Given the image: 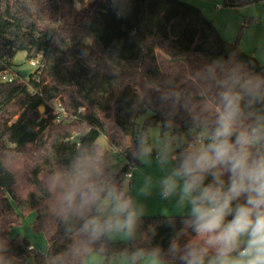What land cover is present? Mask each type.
Here are the masks:
<instances>
[{
	"label": "trees",
	"instance_id": "1",
	"mask_svg": "<svg viewBox=\"0 0 264 264\" xmlns=\"http://www.w3.org/2000/svg\"><path fill=\"white\" fill-rule=\"evenodd\" d=\"M254 1L264 2L224 4ZM19 50L39 64L26 77L0 80V264H34L32 256L41 264H87L93 253L104 254V264L119 257L139 264L141 255L184 264L173 245L183 249L194 234L186 215L138 217L143 224L129 241L111 239L116 229L93 237L61 204L60 182L77 162L90 160L122 191L150 127L161 123L170 144L195 129L176 157L211 122L204 102L216 99L218 73L264 79V65L185 0H0V73ZM159 51L185 60L191 76L163 70ZM147 110L152 114L139 123ZM100 136L126 158L119 171L110 168ZM33 211L32 228L48 236L43 252L27 236H10V226Z\"/></svg>",
	"mask_w": 264,
	"mask_h": 264
},
{
	"label": "clouds",
	"instance_id": "2",
	"mask_svg": "<svg viewBox=\"0 0 264 264\" xmlns=\"http://www.w3.org/2000/svg\"><path fill=\"white\" fill-rule=\"evenodd\" d=\"M216 79V99L205 109L211 122L159 182L164 199L178 196L177 206L187 209L183 223L195 233L173 251L184 264H264V79L239 70ZM170 153L169 146L158 154L162 166ZM60 187L61 204L83 220L88 235L134 229L140 214L134 202L101 179L94 161L77 162Z\"/></svg>",
	"mask_w": 264,
	"mask_h": 264
},
{
	"label": "rangeland",
	"instance_id": "3",
	"mask_svg": "<svg viewBox=\"0 0 264 264\" xmlns=\"http://www.w3.org/2000/svg\"><path fill=\"white\" fill-rule=\"evenodd\" d=\"M202 7L205 16L212 21L215 26L223 32V34L233 43L241 48V51L249 56H255L264 64V2L254 1L241 6H226L224 0H191ZM158 61L163 70L167 72L181 73L186 77L191 76L188 65L183 59H172L167 54L159 51L157 54ZM37 65L31 63L27 58L24 50L16 52L13 58V64L8 70L17 72L19 69H28L34 72ZM53 105L60 111L58 100H54ZM213 103L205 101L204 106L211 108ZM45 108L41 112H44ZM152 114L151 110L138 117V122L143 121ZM161 125V124H160ZM155 125L150 127L149 137L142 142L144 149H150V154L145 155L141 151L138 155L139 162L132 165L130 168L133 177L126 176L122 192L129 197L137 210L138 217H150L158 214H177L186 212V208L177 206L178 196L173 195L168 199L161 196L160 180L167 175L171 168L175 166L173 153L180 147L181 142L188 139L190 133L195 132V129L183 133L181 138L176 137L173 144H170L171 132L162 133L161 126ZM98 142L103 144L107 149V160L110 168L117 172L124 165L126 158L115 150L105 139L104 136L98 138ZM171 147L169 156L170 162L166 166H162L158 160V154L167 152ZM186 210V211H184ZM36 216L33 211L26 216H22L20 223L10 226V236H15L20 233L27 236L31 243L34 244L35 250L43 252L48 245V236L45 232H36L32 228V222ZM143 222L139 221L134 226L132 232L123 229H116L109 232V236L113 240L129 241L134 236L137 230L142 226ZM173 225V224H172ZM14 228V231L11 229ZM12 231V232H11ZM139 264H168L159 260L153 255H146ZM105 255L101 253H93L87 260V264H104ZM30 262L41 264L34 260L32 256ZM108 264H131L127 257H119L117 260L112 259Z\"/></svg>",
	"mask_w": 264,
	"mask_h": 264
},
{
	"label": "crops",
	"instance_id": "4",
	"mask_svg": "<svg viewBox=\"0 0 264 264\" xmlns=\"http://www.w3.org/2000/svg\"><path fill=\"white\" fill-rule=\"evenodd\" d=\"M185 1H187V2H189L196 10H198L200 13H201V15L222 35V37L228 42V43H230L231 45H233V43L223 34V32L221 31V30H219L216 26H215V24L212 22V21H210L206 16H205V14H204V12H203V9H202V7L201 6H199L198 4H196L195 2H191V0H185ZM157 54H158V52H157ZM253 56V55H252ZM253 57H255V56H253ZM257 58V57H256ZM257 60L259 61V59L257 58ZM259 63L260 64H262L260 61H259ZM262 65H264V64H262ZM161 67V66H160ZM162 68V67H161ZM163 69V68H162ZM175 156H173V158H174ZM125 163H126V161H125ZM124 163V164H125ZM131 177H133V174H132V176ZM184 211H186V210H184ZM161 213H163L162 215H167V216H185L186 214H187V211L186 212H182V213H177V214H167V213H164V212H161ZM142 217H145V216H142ZM179 225H180V220H177V221H175V227H174V231L175 230H177L178 229V227H179ZM12 231H14V228L13 229H11ZM11 231V232H12ZM113 231V230H112ZM110 232V231H109ZM109 232H108V234H109ZM194 237H195V233L194 234H190L189 236H188V240L190 241V240H192V239H194ZM32 247L35 249V246H34V244L32 243ZM144 256H146V255H141L140 256V261L141 260H144L143 258H144ZM168 264H173V263H168Z\"/></svg>",
	"mask_w": 264,
	"mask_h": 264
},
{
	"label": "built area",
	"instance_id": "5",
	"mask_svg": "<svg viewBox=\"0 0 264 264\" xmlns=\"http://www.w3.org/2000/svg\"><path fill=\"white\" fill-rule=\"evenodd\" d=\"M32 64L37 65L39 62L37 60H30ZM19 76L18 72H10V71H4L0 73V80L1 81H13ZM60 111H62V107L59 106ZM132 165L129 166V171L127 172V176H132V173L130 171ZM32 248V246H31Z\"/></svg>",
	"mask_w": 264,
	"mask_h": 264
},
{
	"label": "water",
	"instance_id": "6",
	"mask_svg": "<svg viewBox=\"0 0 264 264\" xmlns=\"http://www.w3.org/2000/svg\"><path fill=\"white\" fill-rule=\"evenodd\" d=\"M18 74L21 75L22 77H26L28 76V74L30 73V71L28 69H19ZM44 107H40V110L42 111ZM161 124V123H159Z\"/></svg>",
	"mask_w": 264,
	"mask_h": 264
}]
</instances>
